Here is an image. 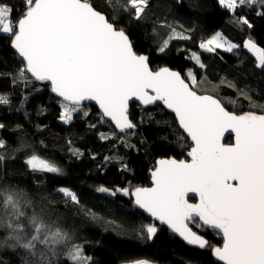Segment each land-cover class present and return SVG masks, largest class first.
Segmentation results:
<instances>
[{
	"label": "trees",
	"instance_id": "16d2710c",
	"mask_svg": "<svg viewBox=\"0 0 264 264\" xmlns=\"http://www.w3.org/2000/svg\"><path fill=\"white\" fill-rule=\"evenodd\" d=\"M90 2L117 28L125 30L135 52L146 55L151 68L178 70L188 82L191 70L197 78L194 89L198 93L217 97L237 114H264L260 107L264 106V67L245 47L252 40L264 48V0L238 3L235 10L225 8L219 0H149L140 20L120 7L125 0H113L111 6L108 0ZM2 3L12 8L13 20L25 11L24 0ZM173 29L189 38L169 39ZM216 32L239 49L229 52L201 48V43ZM12 38L11 34L0 33V96L8 99V103H0V124L4 125L0 128V141L4 142L0 147V187L23 191L45 222L69 234V244L55 245L56 254L49 253L52 264H76L68 256L72 244L82 246L83 254L91 257L89 264L133 263L147 253L163 257L169 264H222L213 256V248L223 243L222 234L215 231L212 235L199 221L190 223L211 247L189 246L135 208L131 195L97 191L101 186L131 191L150 185L158 158H188L192 144L174 114L161 104L143 107L134 102L130 117L136 127L119 132L96 106L85 104L73 113L71 121L60 126L62 99L52 92L49 82H41L28 72L20 77L26 63L14 51ZM165 40H169L168 47L161 52ZM193 53L204 67L192 58ZM227 100H235L236 104ZM252 103L257 107H251ZM232 141L229 136L225 143ZM32 155L55 164L61 171H33L27 164ZM62 188L75 192L80 203H73L60 191ZM32 208L26 209L29 216ZM149 223L156 224L157 234L152 239L141 238V225ZM9 235L10 230L0 228V241ZM25 258L29 264L34 259L22 247L0 248V264H24Z\"/></svg>",
	"mask_w": 264,
	"mask_h": 264
},
{
	"label": "snow or ice",
	"instance_id": "6c2138e0",
	"mask_svg": "<svg viewBox=\"0 0 264 264\" xmlns=\"http://www.w3.org/2000/svg\"><path fill=\"white\" fill-rule=\"evenodd\" d=\"M112 2L108 0L110 6ZM24 3L23 15L13 20L12 8L0 0V32L14 37L12 46L26 61L20 77L30 72L37 80L49 81L52 91L62 98V120L71 121L83 101L94 100L123 131L135 127L128 118V104L133 97L146 105L162 101L173 110L194 144L188 153L190 162L158 161L152 172L153 187L130 191L101 186L97 191L113 196L118 191L131 195L135 206L166 224L190 245L211 247L208 240L189 227L190 223L199 221L219 230L224 242L213 252L224 264H264V114L248 111L238 115L228 111L220 99L198 94L194 90L197 78L191 70L189 82L168 68L152 71L148 57L134 51L125 30L117 28L90 0H24ZM219 3L235 10L238 3L254 4L256 0H219ZM120 7L140 20L149 0H125ZM242 22L248 24L246 19ZM172 38L189 37L173 29L169 39ZM168 43L165 40L159 50L163 52ZM200 47L208 51L225 48L231 52L238 46L218 32ZM245 47L255 53L259 65L264 67V48L252 40ZM192 58L204 67L195 53ZM225 102L236 104L235 100ZM0 103L6 104L8 99L0 96ZM250 106L257 107L255 103ZM229 129L235 134V142L224 144L223 134ZM3 144L0 141V147ZM27 164L33 171H61L37 155H32ZM60 191L73 203H80L75 192L67 188ZM190 192L198 194V203H189ZM28 208H32V201L23 191L0 187V228L10 230V235L0 241V248L19 246L34 257L31 264H52L49 253L56 254L55 245L69 244L70 236L59 226L45 222L34 208L29 216ZM89 215L95 219L94 214ZM157 231L155 223L141 225V238L152 239ZM9 240L14 243L9 244ZM68 256L76 264H89L91 260L83 254L82 246L75 244ZM24 264H29L26 258ZM133 264L150 262L137 260Z\"/></svg>",
	"mask_w": 264,
	"mask_h": 264
},
{
	"label": "water",
	"instance_id": "95a60500",
	"mask_svg": "<svg viewBox=\"0 0 264 264\" xmlns=\"http://www.w3.org/2000/svg\"><path fill=\"white\" fill-rule=\"evenodd\" d=\"M97 10V9H96ZM14 38V37H13ZM12 38V39H13ZM11 45H12V42H11ZM13 47V46H12ZM13 49H14V51L17 53V54H19L18 53V51L13 47ZM134 49V48H133ZM135 51V50H134ZM138 54V53H137ZM140 55V54H139ZM20 56V55H19ZM21 57V56H20ZM22 59H23V57H21ZM24 60V59H23ZM25 63H26V61H25ZM148 64H149V61H148ZM149 67H150V69L152 70V71H158V70H160L161 68H168V69H170L171 71H175V72H179L178 70H175V69H171L170 67H161V68H158V69H153V68H151V66H150V64H149ZM32 77H34L30 72H28ZM180 73V72H179ZM181 74V73H180ZM181 77L182 78H184L183 77V75L181 74ZM35 78V77H34ZM36 79V78H35ZM185 79V78H184ZM40 81V80H39ZM185 81L186 82H188L186 79H185ZM41 82H49V81H41ZM50 83V82H49ZM51 84V83H50ZM52 86V85H51ZM191 86V85H190ZM195 90V89H194ZM196 91V90H195ZM53 92V91H52ZM198 93V92H197ZM56 96H58L56 93H54ZM198 94H200V93H198ZM200 95H210V94H200ZM59 97V96H58ZM59 98H61V97H59ZM215 98H217V97H215ZM62 99V98H61ZM218 99V98H217ZM134 102H136V103H139L140 105H142L143 107H152V106H156L157 104H161V105H163L166 109H167V111H169V112H171L172 114H174V116H175V118L177 119V117H176V115H175V113L173 112V110H171V109H168L167 108V106L166 105H164V103L162 102V101H157V102H155L154 104H143L140 100H138L137 98H135V97H133L130 101H129V104H128V118H129V120H131V122L134 124V122H133V120L131 119V117H130V111H131V104L132 103H134ZM85 104H92V105H94V106H96L99 110H100V112L104 115V113H103V110L100 108V106H99V104L96 102V101H94V100H85V101H83L82 102V105H85ZM225 106V105H224ZM225 108L228 110V111H230L226 106H225ZM230 112H232V111H230ZM237 114V113H236ZM243 114V113H242ZM239 115V114H238ZM104 117L106 118V119H108L112 124H113V126L119 131V132H128V131H131V130H133V129H135V127H136V125H135V127L134 128H130V129H125V130H123V131H121L117 126H116V123H115V121L114 120H112V118L111 117H107V116H105L104 115ZM177 121H178V119H177ZM178 124H179V121H178ZM179 126H180V124H179ZM180 128L182 129V131L186 134V136L190 139V142H191V144H192V147L194 146V144H193V142L191 141V138L189 137V135H188V133L180 126ZM229 136H232L233 137V141L231 142V143H225V140H226V138L227 137H229ZM235 142V134H234V132H232V130L231 129H229L228 131H225L224 132V134H223V138H222V143H224V144H232V143H234ZM191 147V148H192ZM191 150V149H190ZM190 150L187 152V157L188 158H184V159H178V158H176V157H174V156H172V157H163V158H158L157 159V161H156V166H155V168L151 171V179H150V185H147V186H143V187H146V188H150V187H153L154 185H153V180H152V172L153 171H155V169L158 167V161L159 160H161V159H176V160H185V161H189L190 162V160H191V158L189 157V155H188V153L190 152ZM133 198V197H132ZM188 201H189V203H198L199 202V197H198V194H196V193H188ZM190 198H194L195 200H191ZM133 206L135 207V208H137L138 210H140L141 212H143L145 215H147L151 220H153L154 222H156L157 224H159V225H161V226H165L166 228H168L171 232H173L166 224H161L159 221H156L155 220V218H153V217H151L147 212H145L143 209H140V208H138L137 206H135L134 205V198H133ZM201 224H202V222H200ZM203 225V224H202ZM205 228H208V229H211V230H215L216 232H218L219 233V230H217V229H213V228H210V227H208V226H206V225H203ZM189 227H191V225L189 224ZM192 228V227H191ZM193 229V228H192ZM193 231H195L194 229H193ZM174 233V232H173ZM175 235H177L180 239H182L183 240V238L182 237H180L177 233H174ZM197 234L198 235H201V234H199L198 232H197ZM202 236V235H201ZM204 237V236H203ZM205 238V237H204ZM206 239V238H205ZM207 240V239H206ZM184 241V240H183ZM187 245H189V246H193V247H197V248H200V247H198V246H195V245H190V244H188L186 241H184ZM223 242H224V240H223ZM222 245H223V243H222ZM222 245L221 246H217V247H222ZM206 248V247H205ZM205 248H202V249H205ZM215 248V247H214ZM213 256H214V258H215V260H217L218 262H220V263H222V264H224V262L223 261H221V260H219V258L218 257H216L215 256V254H214V252H213ZM142 260H144V259H142ZM146 261H148V260H146ZM148 262H150V264H156V263H153V262H151V261H148ZM131 264H133V263H131Z\"/></svg>",
	"mask_w": 264,
	"mask_h": 264
},
{
	"label": "rangeland",
	"instance_id": "374dc122",
	"mask_svg": "<svg viewBox=\"0 0 264 264\" xmlns=\"http://www.w3.org/2000/svg\"><path fill=\"white\" fill-rule=\"evenodd\" d=\"M230 10H232V9H230ZM0 33H3V32H0ZM216 33H218V32H216ZM215 33V34H216ZM219 33H221V32H219ZM6 34H8V33H6ZM215 34H213L212 36H211V38L215 35ZM222 34V33H221ZM222 36L228 41V42H230L231 44H234V45H236L235 43H233V42H231V41H229L223 34H222ZM210 38V39H211ZM208 41V40H207ZM206 41V42H207ZM247 43V42H246ZM256 44V43H255ZM257 45V44H256ZM238 46V45H237ZM258 46V45H257ZM259 47V46H258ZM217 49H222V50H226L225 48H217ZM239 49V46L238 47H236V48H234L232 51H236V50H238ZM227 51V50H226ZM254 55H255V53H254ZM256 56V55H255ZM258 60V59H257ZM59 123V122H58ZM57 123V124H58ZM67 123V122H66ZM65 123V121L64 120H62V121H60V123L58 124V125H65L66 124ZM117 189H122V188H117ZM116 190V189H115ZM105 194H109V195H111L110 193H105ZM116 194H123V195H125L123 192H116ZM113 196V195H112ZM126 196H130V195H126ZM142 259H144V260H148V261H151V262H153V263H156V264H169L168 263V261H167V259H165V258H163V257H157L156 255H154V254H152V253H147V254H143V255H141V260ZM123 264H131V263H123Z\"/></svg>",
	"mask_w": 264,
	"mask_h": 264
},
{
	"label": "flooded vegetation",
	"instance_id": "af4514ba",
	"mask_svg": "<svg viewBox=\"0 0 264 264\" xmlns=\"http://www.w3.org/2000/svg\"><path fill=\"white\" fill-rule=\"evenodd\" d=\"M195 223H196V222H195ZM199 224H201V223L199 222ZM201 225H202V224H201ZM206 229H208V228H206ZM209 230H210V232H211V234H212V235H214V234H215V233H214V232H215V230H211V229H209Z\"/></svg>",
	"mask_w": 264,
	"mask_h": 264
}]
</instances>
